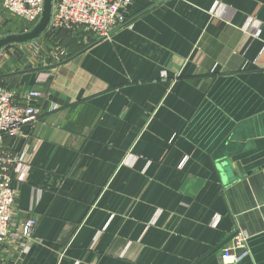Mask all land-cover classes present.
<instances>
[{"label":"crops","instance_id":"0c3cea01","mask_svg":"<svg viewBox=\"0 0 264 264\" xmlns=\"http://www.w3.org/2000/svg\"><path fill=\"white\" fill-rule=\"evenodd\" d=\"M40 39L0 52L17 101L42 93L2 144L36 145L16 199L36 242L0 264H222L237 232L236 264H264V0H131L81 49Z\"/></svg>","mask_w":264,"mask_h":264},{"label":"built area","instance_id":"2783aa9c","mask_svg":"<svg viewBox=\"0 0 264 264\" xmlns=\"http://www.w3.org/2000/svg\"><path fill=\"white\" fill-rule=\"evenodd\" d=\"M131 0H53L52 13L45 32L65 30L74 32L84 28L94 39L105 37L127 21ZM4 9L13 17L33 24L39 22L43 11V0H3ZM64 50L56 54L61 60ZM160 79L167 80L166 71ZM42 98V93L31 91L22 102L13 91L0 87V258L6 248L18 255L30 252L36 242L33 237L35 221L28 219L17 224L16 199L21 184L27 181L31 170L30 158L36 147H31V136L22 135L23 145L14 152L6 151L2 144L7 138L21 135L25 126H33L40 115L31 102ZM248 236L237 232L230 244L222 250V264H236L249 255Z\"/></svg>","mask_w":264,"mask_h":264},{"label":"trees","instance_id":"16d2710c","mask_svg":"<svg viewBox=\"0 0 264 264\" xmlns=\"http://www.w3.org/2000/svg\"><path fill=\"white\" fill-rule=\"evenodd\" d=\"M19 20L16 22H13L11 24V27H10V33L11 34H22V33L26 32L27 30L29 31L33 28V24H30V23H27L23 20H20L21 23L25 24V27L22 30L20 28V29H16L15 31L12 32L11 30L16 26V24L17 25L19 24ZM87 32L88 31L84 32V28H80L74 32H69V31H65V30H54L51 32H49V31L44 32L39 37V39L41 38L45 42V44L48 45V47H53V46H60L63 43V41H65L68 38H72L76 42V44L79 43V44H77L80 46V47H78V49L79 48L81 49V46L83 47V45L80 43V41L84 35L91 38L92 39L91 41H93V40L96 41L94 39L93 35L91 33H87ZM8 47H10V46H8ZM8 47L4 48V50H7ZM0 87H4V88L11 90V91H13V89L15 88L12 83L7 82V77L5 75H3L2 73H0Z\"/></svg>","mask_w":264,"mask_h":264},{"label":"water","instance_id":"95a60500","mask_svg":"<svg viewBox=\"0 0 264 264\" xmlns=\"http://www.w3.org/2000/svg\"><path fill=\"white\" fill-rule=\"evenodd\" d=\"M53 0H43V11L39 22L28 32L22 34H11L0 38V52L12 45H23L37 40L49 24L52 13ZM264 170V166L261 167Z\"/></svg>","mask_w":264,"mask_h":264},{"label":"rangeland","instance_id":"374dc122","mask_svg":"<svg viewBox=\"0 0 264 264\" xmlns=\"http://www.w3.org/2000/svg\"><path fill=\"white\" fill-rule=\"evenodd\" d=\"M25 27V24H23V23H21L20 22V20H19V24L17 25L16 24V26L11 30L12 32L13 31H15L16 29H20L21 28V30L23 29ZM30 31V30H29ZM26 32H28V30L26 31ZM25 33V32H24ZM32 43V42H31ZM17 46H25L24 44L23 45H17ZM39 47H44V48H48V45L47 44H45V42L42 40V39H40L39 40ZM10 49L11 48H8L7 50H9L10 51ZM12 50V49H11ZM18 50L20 51V49H19V47H18ZM13 52V51H12Z\"/></svg>","mask_w":264,"mask_h":264}]
</instances>
